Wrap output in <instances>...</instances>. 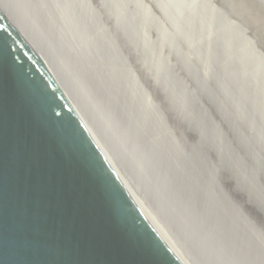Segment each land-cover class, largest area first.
<instances>
[{"label": "water", "instance_id": "water-1", "mask_svg": "<svg viewBox=\"0 0 264 264\" xmlns=\"http://www.w3.org/2000/svg\"><path fill=\"white\" fill-rule=\"evenodd\" d=\"M96 1L0 0V264H264V0Z\"/></svg>", "mask_w": 264, "mask_h": 264}, {"label": "rangeland", "instance_id": "rangeland-1", "mask_svg": "<svg viewBox=\"0 0 264 264\" xmlns=\"http://www.w3.org/2000/svg\"><path fill=\"white\" fill-rule=\"evenodd\" d=\"M89 1H90L94 6H96V3H97L96 0H89ZM213 1H214V3H218V0H213ZM145 3H146V5L151 9V11L154 13V15H156L157 17H160V10H158V7L156 6V4H155L152 0H145ZM233 3H234V5H235V7L238 6L237 4H239V2H238L237 0H233ZM244 3H245V5H246L247 8H248L250 2H248L247 0H245ZM236 8H238V7H236ZM247 35H248V36H251V35H252V29H251V27H250V25H249V22H248V27H247ZM133 68H134L135 73H136V74L139 76V78L141 79V81H142L144 87L146 88V90L148 91L149 95H150L154 100H156V101H161L162 99H160L161 97H160V95H159L158 90H156V89L154 88L153 85H152V86L150 85V84H152V82H151L150 80L147 81V79L144 78V77H145V75H144L145 72L142 71V69L140 70L139 67L137 68V66H135V65H134ZM141 72H142V73H141ZM143 73H144V74H143ZM149 82H150V84H149ZM165 117H166V123H167L170 127H172V131L174 132V134H175L176 136L182 138L181 134L178 133V132L182 129L181 124H180L179 122H173V118H172L171 115H168V114H167ZM224 181H226V179H225V178H221V182H222L223 186L226 187V184H225ZM246 213H247L248 217H249L250 219H252L253 222H254L257 226H259L260 228H262V230L264 231V225L259 221L257 215H256L254 212L250 211L248 208H247V210H246Z\"/></svg>", "mask_w": 264, "mask_h": 264}, {"label": "bare ground", "instance_id": "bare-ground-1", "mask_svg": "<svg viewBox=\"0 0 264 264\" xmlns=\"http://www.w3.org/2000/svg\"><path fill=\"white\" fill-rule=\"evenodd\" d=\"M138 68V67H137ZM143 71H144V69H143ZM142 73V72H141ZM144 74V73H143ZM144 75H146V74H144ZM148 81V80H147ZM152 82V81H151ZM149 84H150V82H149ZM151 86H152V84H150Z\"/></svg>", "mask_w": 264, "mask_h": 264}]
</instances>
